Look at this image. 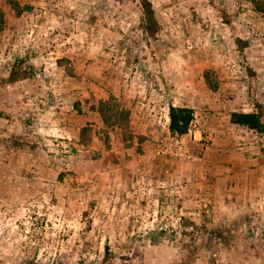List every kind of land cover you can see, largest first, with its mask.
<instances>
[{"label":"rangeland","instance_id":"rangeland-1","mask_svg":"<svg viewBox=\"0 0 264 264\" xmlns=\"http://www.w3.org/2000/svg\"><path fill=\"white\" fill-rule=\"evenodd\" d=\"M149 1L0 0V264H264V0Z\"/></svg>","mask_w":264,"mask_h":264},{"label":"trees","instance_id":"trees-1","mask_svg":"<svg viewBox=\"0 0 264 264\" xmlns=\"http://www.w3.org/2000/svg\"><path fill=\"white\" fill-rule=\"evenodd\" d=\"M146 29L150 34L156 30V20L149 0H141L140 2ZM2 18V11L0 9V19ZM169 125L168 130L173 135H182L188 131L189 124L193 118L192 109L186 106L168 107ZM230 121L247 128L248 130L258 133H264V124L259 120V116L255 113H237L232 112Z\"/></svg>","mask_w":264,"mask_h":264}]
</instances>
